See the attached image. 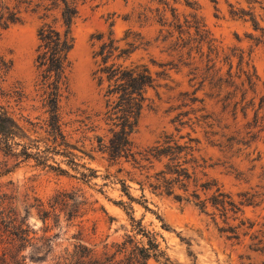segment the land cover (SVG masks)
<instances>
[{
	"label": "rangeland",
	"instance_id": "rangeland-1",
	"mask_svg": "<svg viewBox=\"0 0 264 264\" xmlns=\"http://www.w3.org/2000/svg\"><path fill=\"white\" fill-rule=\"evenodd\" d=\"M41 1L0 0L10 8L22 5L23 17L0 30V87L20 90L24 101L17 116L43 126L46 97L35 62ZM242 11L252 16L233 14ZM50 14L48 21L58 11ZM198 25L213 49L208 39L201 43ZM111 30L117 39L128 30L141 35L133 61L148 65L156 79L132 136L134 151L143 153L171 134L180 144L188 136L200 141L197 162L188 165L195 168L189 192H175L183 200L149 186L166 161H112L100 151L98 137L107 143L108 132L103 91L94 79L93 38ZM73 32L60 114L81 158L75 161L84 166L79 171L90 178L82 181L61 156L55 159L69 175L34 161L17 164L0 150L1 195L13 198L30 227V242L20 252L3 239L0 264H15L11 256L17 252L21 264H76L68 256L79 244L92 250L87 264H132L139 249L151 244L158 245L157 256L146 264H264V0H86ZM203 184L212 189L204 191ZM217 188L235 205L224 215L209 202L220 195ZM194 191L207 200L205 210L193 197L187 200Z\"/></svg>",
	"mask_w": 264,
	"mask_h": 264
},
{
	"label": "trees",
	"instance_id": "trees-1",
	"mask_svg": "<svg viewBox=\"0 0 264 264\" xmlns=\"http://www.w3.org/2000/svg\"><path fill=\"white\" fill-rule=\"evenodd\" d=\"M85 2L86 0H43L37 5L36 8L43 7L41 18L44 19V23L38 30L39 44L35 62L41 79V90L46 97L47 118L41 126L31 118L17 116L15 108L23 103L24 94L20 90L5 92L0 87V98L3 100H0V150L14 158L17 164L34 161L38 167L69 175V172L55 159L56 156H61L67 159L66 165L70 169L80 174L82 181L88 182L90 176L79 171L84 166L75 161L81 158L74 153L76 149L69 143L64 133L60 114L62 92L71 67L70 54L75 47L73 31L80 15V6ZM25 3L30 7L32 1ZM21 10L22 5L10 8L0 4V30L6 31L22 23ZM54 10L58 11L57 17L48 21L51 17L50 13ZM233 14L240 17L252 16L246 11ZM250 20L258 28L256 19L251 17ZM196 32L200 36L201 43L208 39L206 42L210 49H213V40L204 36V33L208 32L201 25L196 26ZM93 40L98 44L93 54L97 64L94 79L103 91L105 111L102 120L108 132L107 143L102 137H98L100 151L109 155L112 161L122 158L133 162L150 161V164L154 161H166L164 169L155 175L156 184H150V188L154 191L162 190L167 196H174L176 190L188 193L189 183L193 180L190 168L195 169L193 165L191 167L188 165L197 162L194 153L197 151L196 146L200 144L198 139L188 136V141L180 144L173 134L165 135L145 152L134 151L132 136L138 130L141 115L148 101V91L157 87L149 66L133 61L134 55L143 44L141 35L128 30L121 39H117L111 30L108 34H98ZM38 129L44 130L45 136H41ZM82 153L93 160L91 154ZM138 156H141L140 160ZM50 162H54L56 166L49 164ZM9 172L10 170L5 171V173ZM122 186L123 192L130 201L135 202L136 199L132 197L124 183ZM140 186L143 187V184ZM201 187L204 191L212 189L211 184H203ZM216 193L220 195L212 196L209 200L210 204L222 211L223 215L227 214L228 206L234 208V203L230 200V196L221 193L219 188ZM189 197L196 199V205L205 210L208 202L201 200L197 191L189 195L187 200H190ZM175 198L183 200L184 197L175 195ZM13 203V198L8 194L1 195L0 190L2 209L0 243L5 239L12 246V252L13 250L20 252L30 242V227L26 224L25 217L13 207ZM151 246L139 249V255L136 256L137 258L134 257L132 264H146L151 257L157 256L158 245L151 244ZM18 252L11 256L12 263H22V257H19ZM68 257L72 263L87 264L86 259L92 258L93 255L91 249L79 244ZM93 262L103 264L98 261L91 263Z\"/></svg>",
	"mask_w": 264,
	"mask_h": 264
}]
</instances>
